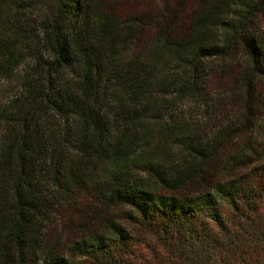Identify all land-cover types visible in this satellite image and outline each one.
<instances>
[{
    "label": "trees",
    "instance_id": "trees-1",
    "mask_svg": "<svg viewBox=\"0 0 264 264\" xmlns=\"http://www.w3.org/2000/svg\"><path fill=\"white\" fill-rule=\"evenodd\" d=\"M263 19L264 0H0V74L34 53L4 114L0 264H264ZM218 67L242 126L181 108L208 105ZM218 160L223 174L188 186ZM84 189L101 211L47 242Z\"/></svg>",
    "mask_w": 264,
    "mask_h": 264
},
{
    "label": "rangeland",
    "instance_id": "rangeland-1",
    "mask_svg": "<svg viewBox=\"0 0 264 264\" xmlns=\"http://www.w3.org/2000/svg\"><path fill=\"white\" fill-rule=\"evenodd\" d=\"M42 10V7L34 6L33 9H27L26 11L28 16L23 22L34 31L33 33H36V21L39 20ZM262 24L264 26V19ZM261 34L264 36V28L261 29ZM32 55L34 53L29 54L11 72L0 74V142L4 130L5 111L16 96L23 94L25 78L31 71L30 66L33 63ZM217 70L219 72L217 75H211V83L208 90L210 94L208 105H199L195 101L184 100L181 108L191 120H195L206 126L214 122H220L221 124L232 122L234 125L239 124V126H242L248 114H246L247 111L238 105L241 102L240 93L232 90L234 87L233 70H229L228 68L229 71L223 72L220 67ZM257 97L260 99V102H258L259 108H264V78L258 80ZM232 142H239V139L236 137ZM177 160L175 158V161ZM220 162L221 160L212 162L211 166L203 173V178L199 179L202 181L197 179L190 181L188 186H197L200 182H204L210 177H218L223 174L224 170ZM91 170L93 174H99V169L96 166L91 168ZM135 174L137 178L144 180L149 178L147 172L139 168H135ZM90 194L92 193L86 189L75 191V196L72 199L64 200L62 205H59V209L52 213L46 226L47 242L61 241L64 246L70 238L79 234V224L81 222H91L94 220L93 215L96 212L92 211L91 208L100 210L101 205L96 203Z\"/></svg>",
    "mask_w": 264,
    "mask_h": 264
}]
</instances>
